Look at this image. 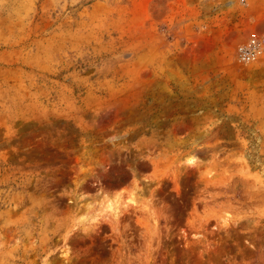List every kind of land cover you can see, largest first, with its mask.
Segmentation results:
<instances>
[{
	"label": "rangeland",
	"instance_id": "374dc122",
	"mask_svg": "<svg viewBox=\"0 0 264 264\" xmlns=\"http://www.w3.org/2000/svg\"><path fill=\"white\" fill-rule=\"evenodd\" d=\"M264 0H0V264H264Z\"/></svg>",
	"mask_w": 264,
	"mask_h": 264
},
{
	"label": "built area",
	"instance_id": "2783aa9c",
	"mask_svg": "<svg viewBox=\"0 0 264 264\" xmlns=\"http://www.w3.org/2000/svg\"><path fill=\"white\" fill-rule=\"evenodd\" d=\"M235 53L240 62H247L258 54L264 53V35H251L246 42L236 46Z\"/></svg>",
	"mask_w": 264,
	"mask_h": 264
}]
</instances>
